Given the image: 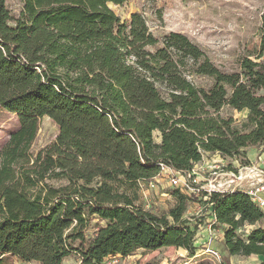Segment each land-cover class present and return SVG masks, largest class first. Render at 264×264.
I'll return each mask as SVG.
<instances>
[{
  "label": "trees",
  "instance_id": "obj_1",
  "mask_svg": "<svg viewBox=\"0 0 264 264\" xmlns=\"http://www.w3.org/2000/svg\"><path fill=\"white\" fill-rule=\"evenodd\" d=\"M20 1L13 14L0 0V110L17 119L0 146V264H107L163 247L196 256L191 195L171 189L158 215L140 190L162 165L185 173L205 152L247 164V148L264 144V22L255 59L228 72L183 33L158 38L138 11L122 20L111 6L127 0ZM45 116L58 132L34 155ZM205 196L225 252L264 264V211L242 191Z\"/></svg>",
  "mask_w": 264,
  "mask_h": 264
},
{
  "label": "rangeland",
  "instance_id": "obj_2",
  "mask_svg": "<svg viewBox=\"0 0 264 264\" xmlns=\"http://www.w3.org/2000/svg\"><path fill=\"white\" fill-rule=\"evenodd\" d=\"M8 9L13 14H18L22 3L20 0H6ZM122 20L127 19L131 12H140L149 27L151 33L161 38L168 32H180L185 34L192 42L197 44L209 58L225 71H236L242 57L249 55L255 59L252 53L257 52L262 24L264 22V0H127L122 6H111ZM207 78L197 77L195 83L201 85L207 82ZM222 115L232 116L237 123L246 119L247 111H235L225 107ZM16 115L0 110V146L7 140L10 132L16 127ZM58 132L55 123L48 117L41 119L40 128L33 143L31 152L35 155L37 151L52 141ZM155 139L158 135L155 133ZM247 164H242V157L237 160L231 158H219L211 154H205L204 160H217L218 170H238L242 165H248V169L242 170L245 181L243 187L249 182L262 188L264 196V144H256L247 148ZM198 179L203 183L204 179L214 178V184H221L220 189H230L235 183H231L229 175H211L205 167L196 170ZM161 183V182H160ZM159 183L154 189H148L142 184L139 203L150 211L165 215L173 205V198L169 191L176 187L167 181ZM192 199L188 203L186 218L197 229L206 228L209 222V214L214 218L213 211L204 202L202 191L188 195ZM264 211V209H262ZM216 220V218H215ZM224 226L216 220L214 225V247L221 256L223 264H257L256 256L240 257L231 256L222 250L219 245L221 231ZM249 225L246 226L248 228ZM196 256H189L188 252L178 247H163L154 251L137 249L127 257H117L114 264H197L201 261L214 264L207 256L196 252ZM8 264H38L26 263L15 257L7 259ZM79 260L75 254L66 257L64 264H78Z\"/></svg>",
  "mask_w": 264,
  "mask_h": 264
},
{
  "label": "built area",
  "instance_id": "obj_3",
  "mask_svg": "<svg viewBox=\"0 0 264 264\" xmlns=\"http://www.w3.org/2000/svg\"><path fill=\"white\" fill-rule=\"evenodd\" d=\"M205 154H211L213 156L221 157L218 153H208L205 152L202 154V158L195 162L192 166V168L185 173H181L180 171H176L172 168L161 166L159 173L154 176L150 181L146 183L148 189H154L159 186V183L162 184V182L167 181L171 186L180 188L182 191L188 194V191L191 194H196L200 191H205L207 194H210L213 191L218 192H236V191H242L245 192L251 201L255 203L258 207L261 209H264V196L262 192V188H259L255 186L253 182H249L247 187H243L242 183L246 180L242 170L248 169V165H242L239 167L238 170H220L219 172H216L215 169L218 170V165H216V162H221L220 160H204ZM223 158V157H221ZM205 167L208 169L211 173V175H220V174H226L229 175L231 178L229 181L231 183H235L230 189H220L221 184L217 183L214 184V178H206L204 179L203 183H201L200 179H198V175L196 170L198 168ZM190 195V194H189ZM203 199H207V196H205ZM212 203L209 204L210 211L212 212ZM146 207L149 205L146 204ZM145 207V208H146ZM209 222L208 226L204 228H200L196 230L195 239H196V245H198L200 248V253L207 256L209 260L213 261L214 263L221 264V256L219 252L214 247V225H216V220L214 216L210 213L209 214ZM251 228L249 226L246 228V231ZM222 233V232H221ZM115 259H111L108 261L107 264H114Z\"/></svg>",
  "mask_w": 264,
  "mask_h": 264
},
{
  "label": "crops",
  "instance_id": "obj_4",
  "mask_svg": "<svg viewBox=\"0 0 264 264\" xmlns=\"http://www.w3.org/2000/svg\"><path fill=\"white\" fill-rule=\"evenodd\" d=\"M158 135V133H156ZM219 245L220 247L222 248V250L225 252L224 250V246H223V235L221 233V236H220V239H219ZM257 257V260L260 261L261 260V257L260 256H256Z\"/></svg>",
  "mask_w": 264,
  "mask_h": 264
}]
</instances>
